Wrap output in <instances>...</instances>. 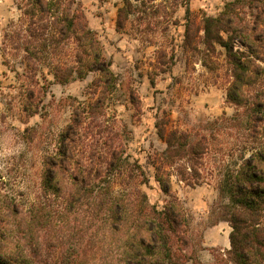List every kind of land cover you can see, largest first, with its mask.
Instances as JSON below:
<instances>
[{
	"label": "trees",
	"instance_id": "16d2710c",
	"mask_svg": "<svg viewBox=\"0 0 264 264\" xmlns=\"http://www.w3.org/2000/svg\"><path fill=\"white\" fill-rule=\"evenodd\" d=\"M142 1L124 0L116 24L125 25ZM170 1L175 7L188 2ZM14 3L20 15L4 33L3 44L22 53L31 84L22 108L26 115L38 111L46 89L34 81L42 65L60 84L94 73L90 85L97 96L71 104L54 151L43 157L33 200L13 194L0 177V264H197L194 252L183 247L187 216L171 192V176L191 187L205 182L206 135L156 121L165 147L148 162L166 198L161 206L150 203L141 188L149 181L146 170L126 151L119 132L105 123L104 102L116 89V77L78 1ZM182 45L200 53L209 70L223 65L217 60L223 51L226 99L242 108L246 130L255 133L251 138L263 137L239 165L233 160L220 170L216 208L217 220L231 226L230 246L219 260L264 264V0H226L216 15L198 16L186 7ZM237 114L223 117L224 122Z\"/></svg>",
	"mask_w": 264,
	"mask_h": 264
},
{
	"label": "rangeland",
	"instance_id": "374dc122",
	"mask_svg": "<svg viewBox=\"0 0 264 264\" xmlns=\"http://www.w3.org/2000/svg\"><path fill=\"white\" fill-rule=\"evenodd\" d=\"M77 1L116 77V89L104 102L105 123L119 132L126 151L146 170L149 181L141 188L150 203L161 206L166 198L148 162L155 150L165 147L156 134V121L165 119L168 127L199 130L208 138L201 164L205 182L191 187L171 176V192L187 216L184 249L194 252L197 264H230L219 260L230 246L231 226L217 220L216 181L226 164L236 160L239 165L263 137L251 138L255 133L246 130L242 108L226 99L223 51L217 58L223 65L209 70L200 53L182 45L186 7L198 16L216 15L226 0H188L176 7L170 0H143L141 9L122 26L116 24V16L124 0ZM19 15L14 0H0V177L7 189L30 202L39 192L43 157L54 151L58 134L70 120L71 104L87 103L97 92L90 85L94 73L60 84L42 65L34 81L46 89L38 111L26 115L22 108L31 84L22 53L3 44L4 33ZM261 79L264 82V71ZM260 89L264 92V83ZM237 111L234 121L224 122L223 117ZM88 155L81 154L86 161Z\"/></svg>",
	"mask_w": 264,
	"mask_h": 264
}]
</instances>
